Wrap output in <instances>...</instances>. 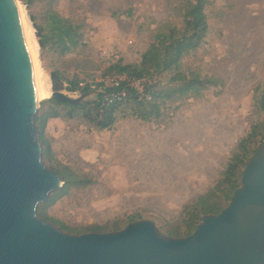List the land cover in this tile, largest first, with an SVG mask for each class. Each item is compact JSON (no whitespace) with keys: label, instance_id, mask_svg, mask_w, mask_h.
Returning a JSON list of instances; mask_svg holds the SVG:
<instances>
[{"label":"rangeland","instance_id":"rangeland-1","mask_svg":"<svg viewBox=\"0 0 264 264\" xmlns=\"http://www.w3.org/2000/svg\"><path fill=\"white\" fill-rule=\"evenodd\" d=\"M183 1L18 0L39 46L36 25L49 33L51 12L80 25L85 46L60 52L51 39L40 46L39 55L42 78L51 90L55 81L73 98L82 94L67 91L68 80L78 79L81 86L111 84L114 78L102 77L111 62L120 57L139 62L166 23L182 27ZM206 13L208 35L183 59V67L221 78V91L211 88L186 101L161 125L128 118L98 131L80 118L48 120L44 135L53 156L45 163L68 166L95 180L56 199L48 208L55 221L48 222L82 234L93 225L125 227L131 220L149 219L165 236L173 227L185 233L186 207L215 186L237 143L262 119L255 90L264 85V0H210ZM50 101H42L39 112Z\"/></svg>","mask_w":264,"mask_h":264},{"label":"water","instance_id":"water-1","mask_svg":"<svg viewBox=\"0 0 264 264\" xmlns=\"http://www.w3.org/2000/svg\"><path fill=\"white\" fill-rule=\"evenodd\" d=\"M18 0H0V264H264V145L219 214L186 237L143 219L120 231L72 234L38 213L65 185L44 161L36 116L42 101L81 104L53 91L39 98Z\"/></svg>","mask_w":264,"mask_h":264},{"label":"trees","instance_id":"trees-1","mask_svg":"<svg viewBox=\"0 0 264 264\" xmlns=\"http://www.w3.org/2000/svg\"><path fill=\"white\" fill-rule=\"evenodd\" d=\"M209 3L210 0H184L181 5L182 27L166 23L139 62H126L120 57L103 70L102 77L114 78L113 83L94 81L92 85L81 86L78 79L68 80L67 91H79L82 95L93 97L75 105L54 99L50 101L52 105L48 109L38 113L36 125L45 160H51L53 156L44 135L46 124L51 118H80L90 129L98 131L111 130L117 122L128 118L161 125L170 120L186 101L202 97L211 88H220L221 91L225 87L221 78L198 69L187 71L183 67V59L198 50L208 35L206 8ZM48 27L49 33H43L42 25H36L42 48L51 39L53 48L60 52L86 45L80 25L70 19L51 12ZM61 87L63 85L54 81V91H60ZM255 98V107L262 119L237 143L215 186L186 207L189 217L185 233L180 234V227H173L168 235L186 237L192 234L203 216L219 214L229 205L236 189L241 187L243 169L257 148L264 145V85L256 88ZM49 167L62 176L65 185L39 206L38 213L46 221L54 222L55 219L48 215L49 206L70 188H85L95 180L89 174L76 173L59 163H49ZM59 227L69 230L64 223H59ZM123 228L114 222L112 225H93L91 232L120 231Z\"/></svg>","mask_w":264,"mask_h":264},{"label":"bare ground","instance_id":"bare-ground-1","mask_svg":"<svg viewBox=\"0 0 264 264\" xmlns=\"http://www.w3.org/2000/svg\"><path fill=\"white\" fill-rule=\"evenodd\" d=\"M18 8L21 15L23 28L25 31V37L31 54L37 92L39 98L42 99L44 97L50 96L53 91L50 88V83L47 78H42V72L39 65L40 46L34 34V30L30 24V21L25 15V10L23 9V7L19 4Z\"/></svg>","mask_w":264,"mask_h":264}]
</instances>
